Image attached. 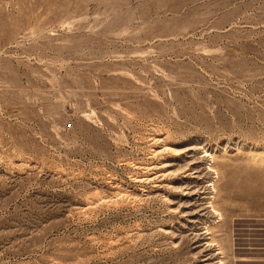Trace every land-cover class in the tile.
Segmentation results:
<instances>
[{
  "label": "rangeland",
  "instance_id": "obj_1",
  "mask_svg": "<svg viewBox=\"0 0 264 264\" xmlns=\"http://www.w3.org/2000/svg\"><path fill=\"white\" fill-rule=\"evenodd\" d=\"M245 216L264 0H0V264H233Z\"/></svg>",
  "mask_w": 264,
  "mask_h": 264
},
{
  "label": "crops",
  "instance_id": "obj_2",
  "mask_svg": "<svg viewBox=\"0 0 264 264\" xmlns=\"http://www.w3.org/2000/svg\"><path fill=\"white\" fill-rule=\"evenodd\" d=\"M244 218L233 237V264H264V217Z\"/></svg>",
  "mask_w": 264,
  "mask_h": 264
},
{
  "label": "built area",
  "instance_id": "obj_3",
  "mask_svg": "<svg viewBox=\"0 0 264 264\" xmlns=\"http://www.w3.org/2000/svg\"><path fill=\"white\" fill-rule=\"evenodd\" d=\"M220 261H223V260H219V263L218 264H223V262H220Z\"/></svg>",
  "mask_w": 264,
  "mask_h": 264
},
{
  "label": "bare ground",
  "instance_id": "obj_4",
  "mask_svg": "<svg viewBox=\"0 0 264 264\" xmlns=\"http://www.w3.org/2000/svg\"><path fill=\"white\" fill-rule=\"evenodd\" d=\"M210 245V244H209Z\"/></svg>",
  "mask_w": 264,
  "mask_h": 264
}]
</instances>
